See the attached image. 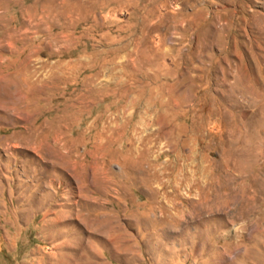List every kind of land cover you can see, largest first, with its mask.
<instances>
[{
	"label": "rangeland",
	"instance_id": "rangeland-1",
	"mask_svg": "<svg viewBox=\"0 0 264 264\" xmlns=\"http://www.w3.org/2000/svg\"><path fill=\"white\" fill-rule=\"evenodd\" d=\"M0 264H264V0H0Z\"/></svg>",
	"mask_w": 264,
	"mask_h": 264
}]
</instances>
